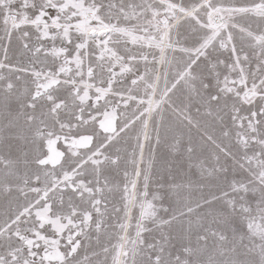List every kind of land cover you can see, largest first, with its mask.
<instances>
[{
    "label": "snow or ice",
    "instance_id": "obj_1",
    "mask_svg": "<svg viewBox=\"0 0 264 264\" xmlns=\"http://www.w3.org/2000/svg\"><path fill=\"white\" fill-rule=\"evenodd\" d=\"M238 17L254 18L256 30L238 23ZM0 32L4 39L0 59V81L4 83L0 87L11 92L15 87L12 74L16 80L31 78L30 88L25 82L27 102L22 107L29 110L27 122H37L33 139L40 154L34 163L46 177L42 187L29 189L38 193L37 199L9 222L10 228L19 223L20 216L26 217L25 222L30 219L31 236L21 235L18 228L13 233L0 229V238L15 236L22 242L0 254V264H73L80 247L77 237L86 236L89 229L97 235L102 230L105 192L114 194L115 211L121 213L111 264H135L143 233L152 230L147 225L163 227L174 218L160 216L169 211L163 202L165 193L179 202L181 192L193 187L175 181L171 164L165 169L160 149L173 157L178 153L182 134L176 126L192 121L187 108L178 106L172 97L188 87L195 91L193 82L198 78L208 105H218L229 96L243 104L259 99V115L264 117V74L249 87L245 71L246 49L253 51L255 71L264 69V0L247 4L225 0H0ZM237 34L245 42L239 49ZM14 35L19 54L28 58L27 65L8 62ZM176 53L186 59L176 63ZM201 65L206 70L202 78L195 71ZM38 105L43 111L32 115ZM231 111L233 126L242 128L247 116L238 118L240 109L235 105ZM165 113L173 116L174 125L166 121ZM207 114L213 115L211 107ZM251 115L249 131L256 132L260 121L255 109ZM222 135H229L227 128ZM236 136L246 150L248 138L240 132ZM206 138L226 159L248 171L258 187L253 191L248 183L229 179L226 166L215 163L209 168L201 162L197 166L202 178L222 179L227 187L187 206L185 212L191 214L204 204L222 201L249 238L259 241L256 255L258 264H264V139L253 136L262 151L237 161L211 136ZM185 151L191 156L192 146L187 145ZM54 155L59 157L57 162H53ZM213 159L218 162L220 155L214 154ZM165 170L167 184L163 182ZM39 181V175L32 178L34 185ZM198 187L203 191L204 185ZM250 191L254 196L260 193L251 204L245 202ZM241 192V203H237L232 193ZM81 203L87 207L81 208ZM133 219L135 236L127 237ZM212 235L227 239L223 234ZM61 247L67 251L61 252ZM153 260L159 264L160 258Z\"/></svg>",
    "mask_w": 264,
    "mask_h": 264
},
{
    "label": "rangeland",
    "instance_id": "obj_2",
    "mask_svg": "<svg viewBox=\"0 0 264 264\" xmlns=\"http://www.w3.org/2000/svg\"><path fill=\"white\" fill-rule=\"evenodd\" d=\"M252 0H225V3L247 4ZM237 22L245 26L250 25L253 30L257 28V21L251 17H238ZM183 32L184 29H181ZM237 34L236 45L241 48L244 41ZM3 33L0 32V59L3 58L2 45L4 43ZM249 53V62L246 65L247 84L249 87L260 79L264 74L256 72L257 64L251 49H246ZM21 52L19 41L13 36L11 45L9 46V61L12 64L27 65L28 58L20 55ZM186 58L182 53L175 54V62L182 63ZM243 63V61H242ZM164 71L163 68L160 69ZM195 71L202 78L206 74L203 65L196 68ZM238 75V74H237ZM15 87L11 92H7L0 87V229H7L9 233H13L19 229L23 236H31L30 229L32 227L30 219L25 222L26 217L20 216L19 223H12L9 228V222L14 220L22 209H25L31 201L37 199L38 193L29 189L32 187L40 188L43 186L46 177L43 170L40 169L34 160L40 154L37 150V144L33 139V132L37 127V122L29 124L26 114L29 113L27 108L22 107L27 102L25 94V82L27 87H31V78L24 77L21 80L15 79V74L11 76ZM171 79V72H169ZM0 81V84H3ZM163 81H161V84ZM195 91L191 87L179 90L173 97V101L181 108H187L191 116V124L176 126L177 131L182 134L180 149L173 157L163 148L160 149L161 159L165 163V169L168 163L171 164L172 175L177 182L190 183L193 187L190 191L185 190L180 194L179 202L176 198L169 199L165 193V200L169 211L167 213L160 212V216L167 218L173 216L170 224L163 227H154L148 224L147 227L151 231L143 233V243L138 248V254L135 256V264H154L153 258L159 256V264H258V249L256 244L248 236V233L240 227L238 217L229 213L224 207L222 201L216 200L211 204H204L203 207H197L194 212L187 214L185 209L187 206L197 205L206 200L212 192H219L221 187H227L224 181L202 178L200 168L197 166L201 162L207 167L212 168L215 163H219L221 167H227V176L229 179L235 177L238 182L248 183L249 188L253 191L257 189V185L252 182V177L248 171L241 169L233 163V160L226 159L218 152L215 145L206 137L211 136L216 142L224 146L228 152L237 161H242L245 156H252L258 151H262L258 143L252 141L253 136L264 139V117L259 115V108L262 101L256 99L255 103L243 104L239 98L233 99L229 96L227 100H221L218 105H208L207 93L201 86V79L193 82ZM211 86L212 81H208ZM213 89L210 87L209 91ZM239 91L244 92V88L240 87ZM235 105L240 109V116H247L243 120V127H234L232 120V106ZM211 107L213 115L207 114V108ZM256 110V119L260 121L256 125L257 131H249V121L252 118V111ZM43 111L41 105H38L32 115L39 116ZM217 116L223 117L218 120ZM166 121L174 125V118L170 113H165ZM228 129L229 135L223 136L222 133ZM240 132L247 140L246 150L242 143L237 142L236 133ZM191 145L193 152L191 156L185 151L187 145ZM42 147V146H41ZM62 148L63 145H60ZM214 154L220 155V160L214 161ZM251 167L250 165H245ZM36 175L40 176L37 184L32 183V178ZM88 179V176L84 177ZM94 179V177H93ZM27 180V186L24 181ZM168 183V173L164 171V181ZM204 185L203 191L198 187ZM23 189V191L21 190ZM51 195V193H49ZM236 196L237 203H241L240 196L243 193H232ZM260 193L254 196L250 191L246 203H252L259 197ZM104 203L101 204V211L104 213L101 219L104 225L99 235L95 230L89 229L84 237H77L80 240L78 253L73 257V264H111L112 245L116 241L117 229L116 224L120 222L121 213L115 211L117 200L114 194L105 192L102 196ZM81 208L87 205L81 203ZM254 207V205H253ZM184 213V214H181ZM96 214L93 213V223H95ZM133 227L127 229L126 236H135V219L131 221ZM236 226L235 234L233 226ZM226 235V240H219L212 233ZM243 233L244 239H240ZM205 237V239H201ZM21 241L15 236L11 238H0V254H7L10 248H16L21 245ZM61 245L65 244V240L60 241ZM151 245L152 247H149ZM129 247L131 244L129 243ZM109 251L105 252L104 249ZM32 251H39L33 248ZM61 252H66L64 247L60 248ZM27 254V250H25ZM131 258V253L129 254ZM87 257L88 259H84Z\"/></svg>",
    "mask_w": 264,
    "mask_h": 264
},
{
    "label": "bare ground",
    "instance_id": "obj_3",
    "mask_svg": "<svg viewBox=\"0 0 264 264\" xmlns=\"http://www.w3.org/2000/svg\"><path fill=\"white\" fill-rule=\"evenodd\" d=\"M58 160H59V157L56 156V155H54V156H53V162H57Z\"/></svg>",
    "mask_w": 264,
    "mask_h": 264
}]
</instances>
